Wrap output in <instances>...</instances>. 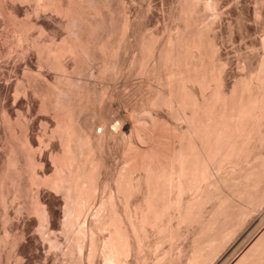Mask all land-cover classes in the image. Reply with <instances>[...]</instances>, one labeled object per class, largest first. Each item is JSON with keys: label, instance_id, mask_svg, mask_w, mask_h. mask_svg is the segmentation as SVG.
Instances as JSON below:
<instances>
[{"label": "bare ground", "instance_id": "6f19581e", "mask_svg": "<svg viewBox=\"0 0 264 264\" xmlns=\"http://www.w3.org/2000/svg\"><path fill=\"white\" fill-rule=\"evenodd\" d=\"M26 2L22 18L10 5ZM99 2L0 0V39L24 57L33 50L39 61L38 70L26 69L29 84L18 82L15 97L34 96L37 113L53 120L41 119L36 144L31 117L19 108L16 119L0 110L7 131L0 157V264L4 256L24 261L27 233L13 227L14 212L34 216L36 237L48 243L55 264H264V48L258 58L242 56L244 69L230 86L213 24L192 27L216 0H179L176 16L188 31L175 27L168 38L161 34L163 40L154 32L131 40L135 20L124 10L126 1H115L119 9L112 5L116 15ZM102 10L122 23L121 33L114 22L98 33L94 24L105 22ZM97 15L102 19L94 20ZM77 20L82 30L97 33L74 32L70 24ZM51 24L60 26L61 37ZM127 70L130 77L148 75L150 87L143 85L149 91L141 107L133 103L121 111L120 103L112 104L114 89L121 76L129 77ZM143 107L152 119L141 118ZM52 143L49 173L44 149ZM238 173L244 180L237 181ZM226 187L233 190L220 195ZM45 188L62 195L57 223ZM18 199L23 206H15ZM173 213L177 226L171 230Z\"/></svg>", "mask_w": 264, "mask_h": 264}, {"label": "rangeland", "instance_id": "374dc122", "mask_svg": "<svg viewBox=\"0 0 264 264\" xmlns=\"http://www.w3.org/2000/svg\"><path fill=\"white\" fill-rule=\"evenodd\" d=\"M99 1H101V0H99ZM99 1H97L98 3L97 2L95 3V0H92V2H94L95 4L102 6L101 2H99ZM104 1L105 0H102V3H105L106 1H109V0H106L105 2ZM115 1L117 2V0H115ZM115 1L111 0L110 1L111 5L106 2L105 6L107 5L106 7L108 10V7L110 5L111 7L109 10H111V12L113 11L112 13L113 14L115 13V15H116L117 14L116 10L119 9V7L117 6L118 5L117 3L115 4ZM125 1L127 3V4L125 3V5H127V6L124 5V7L127 8L128 6L132 5V6H130L131 8L130 7H128L127 9L124 8L125 12L126 13L129 12L130 16L133 15L132 19L135 20L134 21L135 24L131 21V27L132 28H130V31L132 30V32L129 31L130 34L128 33L130 36L132 34L134 35V37H132L133 35L131 36V38H130L131 40L136 39L135 34L138 36L137 38H139L140 36L142 37L143 33H144L143 36H147L148 34L151 35V34L155 33V35L158 34L157 36H159L161 38V40H163V37L166 36V34H168V35H167V37H164V39L171 36L172 33L175 34L174 31L179 30V28L182 29V27L183 28L185 27L186 29L184 28L183 30L188 31L185 21L183 19H180V20H183L184 23H182V21H180L179 18L176 16L178 14L177 13L178 12L177 7L179 4V0H125ZM131 1H132V3H131ZM27 3H29V2H26L23 4H27ZM128 3H129V5H128ZM112 5H116L117 9H116V6H114V8H115L114 9ZM10 6L15 8L14 10L16 11V13H18V15L20 17L25 18L26 10L29 8L30 4H27L24 6L20 3H16V4L14 3ZM175 8H177V9H175ZM102 9L105 11V8H102ZM103 10L101 12L102 16H103V12H104ZM109 10L105 11V12L107 13V12H109ZM114 10L116 12H114ZM141 10H143V12L144 11L146 12L143 15V16H145L144 18H142L143 20L140 19L141 17H143L140 14ZM105 12H104V16L106 17V19L103 16L105 19V22L103 23L104 26L101 25L102 21H104V20L101 21L99 19V21H97V19H96V18H101L102 16L97 15L98 17H96V16L94 17V20H96L98 22L97 24L92 18L93 22H95V24L93 23L94 27H95V25H97L98 27L99 26L101 27V28L99 27L100 28L99 31L97 28H95L94 31L97 29L96 33L98 31V33L102 34L101 32L104 33V31H105L104 29H106L105 32H107L108 31L107 27H110L109 25L112 24L111 22H114V24H112L111 26L114 25L115 27L113 26L112 28L113 29L116 28L115 30L118 32L119 28H120L119 26H122V23L121 24L119 22L115 23V21L110 20L111 12H110V14H108V17H107V14ZM143 12L141 11V13H143ZM201 13H200L201 14L200 17L197 16V18L199 17L198 20H200V21H198L197 18H196V20H195V18L193 19L196 21L197 25L194 22H192L195 26H192L193 24L191 26L193 28H198V23H200V22H204V23L208 22V24H211V25L213 24V33L212 34L214 36L216 47L218 48L217 49L218 55H219L218 57H220V59L223 62L225 61L224 64H225V78L227 81L226 83L229 84L230 86H232L233 82L235 81V75L237 74V72L244 69L245 65H244L243 61L241 60L242 56L254 58V56L257 55V58H258L259 52L261 53L262 49L264 48V46L262 44V41L264 40V36H263L264 35V0H216V6L214 9H212V10L206 9V11L203 10V12H201ZM140 15H141V17H140ZM201 16H202V18H201ZM138 18H139V21H141V22L138 21V23H137L136 20H138ZM173 18L177 19L178 21H176V20L174 21ZM203 18L205 19L204 21H202ZM92 20H91V22H92ZM83 21L84 20H82V23H86ZM80 22H81L80 20H77V22L71 23L70 25H72V26L70 27V29L73 28V30L75 29L74 32H77V30L79 29L80 26L82 28H84V26H83L84 24H81ZM177 22L180 24L182 23V25L183 24H185V25L179 26ZM86 25H88V24H85V26ZM51 26L57 29V33H58L57 36L59 35L58 37H61L63 35V30L60 29L59 25L51 24ZM81 27H80V29H81ZM117 27H118V29H117ZM175 27H179V28L177 29ZM85 28L88 29V31L86 29H84V30L81 29V30L84 32H86V31L89 32L90 27L88 26ZM121 28H120V30L122 31ZM4 29H5V20L2 17H0V33L2 31H4ZM110 29H111V27L109 28V31H110ZM82 31H81V33H83ZM92 31L93 30L90 29L89 34H86V33H83V34L84 35L85 34L90 35ZM94 31L92 32V34H94ZM121 31H119V32L121 33ZM170 31H171V33H169ZM148 32H152V33H148ZM33 33H34V31H33ZM78 33H80V30L78 31ZM161 34H163L164 36ZM188 35H189V32H188ZM8 45L9 44L6 43L4 41V39H0V110H2V108L6 109L8 112H10L12 118L14 116L13 119H16L18 116V114H16L17 108H19L23 112H25L29 117H31V121L32 120L33 121L31 122L32 124H31L30 131H31V135H32L33 139L35 140L34 142H36V144H37V140L35 137L39 132H41L40 121H43V120L47 121L48 120L50 122V124L48 122V125H52L53 120L51 117L37 113L39 101L34 96H31L30 98H26L28 96L25 97V96H23L24 94H22V95L19 94V97L17 95L16 96L17 98H16L15 97V95H16L15 88H16V84L18 82H21L25 85L29 84L28 76L26 75L25 71L28 67H30V68L32 67V69L35 71L38 70L39 69V67H38L39 61H38L37 55L34 54L35 52L33 50L29 51L27 53V55L24 57V55H22V52H17V51L10 52V51H8L9 50ZM27 48H28V44L26 43L25 49H27ZM132 49H134V48H132ZM253 62L255 63V61H253ZM128 72L129 71L127 70V73L126 72L125 73L127 75H129ZM130 76L131 75H129V77L125 76V75L121 76V78H119L120 81L118 79L119 84L117 83V85H118L117 89L116 88L114 89L115 97L113 99L112 104L113 105L116 104L115 107L117 108V106H119V103H120L121 111H123L127 107H130L131 104H133V103H138L136 106L139 105L138 107H141V104H143L142 102H145L144 99H146V97L148 96L147 92L149 90L146 92L145 89L146 90L149 89L147 87V86H149V84L147 85V83L144 82V80H146L144 78L148 77V75H146L144 77L142 75H135V76L132 75V77L135 80ZM126 78H127V80H126ZM121 79L123 82L121 81ZM124 81H127V82L124 83ZM152 81H153L152 83L155 84L156 81L153 79H152ZM145 83L147 86H144V88H143V85ZM137 85L139 86L140 89L139 88L138 89L140 91L137 89V92H136L137 94L135 93L136 96L135 95L131 96V94L134 92V88H136ZM142 88L144 89V91L141 90ZM28 89L30 90L31 88L28 87ZM145 92L147 95L145 94ZM118 94H119V96H118ZM137 100H138V102H137ZM15 101H16V103H15ZM126 103H128V104H126ZM112 104H110V105L112 106ZM30 105L32 106L31 107L32 109L30 108L32 112L28 111V106H30ZM144 107H146V106L144 105ZM144 107L142 108L144 110L139 108V111L141 110L140 111L141 112L140 113L141 118H144V116L146 114L145 117H147V115H150V116H148V118L150 117V119H152L151 113L148 110H146ZM165 115L168 116V114L166 112H165ZM41 119H43V120H41ZM46 121H44V122H46ZM171 121H173V120H171ZM169 123L170 124L167 126L166 131L172 132L174 125L172 124V122H169ZM1 125L2 124H0V157L3 158V156H4L3 152L4 151H2V150H4L3 149L4 148V142L6 139L5 134L7 131H6V129L4 130L5 126L2 125V127H1ZM98 131L100 132L101 128H99ZM49 147H47V149L45 148L44 152H45V158L47 157L46 160L48 161L47 162L48 163L47 171L50 173V171L52 169V164L50 163L51 161L48 158L49 156H47L48 154L46 155V152L48 153V151H52V149H55L57 147V145H56V143H52V145L50 144ZM119 153H120V151H119ZM1 158H0V160H1ZM236 176H237V181L244 180V174L238 173ZM109 177H110V175L108 176V178ZM211 187H213V186H211ZM114 188H115V185H114ZM232 190H233L232 188L226 187V189L224 191H222L220 193V195H225L228 192H231ZM42 196H43L45 202L48 205H50V207L52 208V210L54 212H56L55 216H57V217H54L55 219L53 218V221L55 220V222L57 223L59 221V219L62 218V216H63V214H62L63 213V211H62L63 210L62 195L60 194V196H59V193L57 195V193L55 191L52 192L51 189L45 188V189H43ZM219 199L220 198L217 195L208 204L207 216L210 217L212 215L213 210L211 208L212 207L211 205L213 203H218ZM22 201H24V200H20V199L16 200L15 206L16 207L23 206ZM12 211L14 212V209H12ZM255 213L256 212H253V214H255ZM177 216L178 215L173 213L169 217V219H170L169 224H170L171 230L173 228H175V226H177V223H176L177 222ZM12 223H13V227H15V229L17 228V226H19L20 229H25L26 233H27L26 238H25L24 242L22 243V245H23L22 249H23L25 257H24L23 263H21V264H53L54 263L53 262L54 252L52 253V251H50V249L47 247L48 243L44 244V242H41V240H42L41 238L37 239L38 237H36V233L33 230V226L35 224V218L33 215H29L26 212H23L22 214H19V215H15V212H14ZM169 224H168V226H169ZM1 226H2V221L0 220V228H1ZM197 228H198L197 225L193 226L194 231ZM0 231L2 232V230H0ZM191 241H192V237L188 238L187 240H182L181 242H182V245L183 244L189 245L191 243ZM4 257H5V259H4ZM4 257L2 258V264L3 263L8 264L7 262H10V261H12L10 264H17V263H15L14 260H10V261L7 260L6 261L7 258H6V256H4ZM97 261H98V259H97ZM232 262H233V260H231L228 264H232ZM96 263L97 262H95V264Z\"/></svg>", "mask_w": 264, "mask_h": 264}]
</instances>
